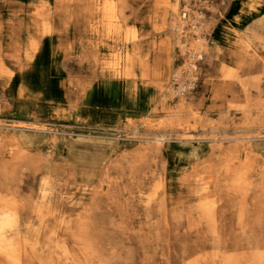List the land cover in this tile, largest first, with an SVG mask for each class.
<instances>
[{"label":"rangeland","instance_id":"374dc122","mask_svg":"<svg viewBox=\"0 0 264 264\" xmlns=\"http://www.w3.org/2000/svg\"><path fill=\"white\" fill-rule=\"evenodd\" d=\"M180 1L179 12L167 18L127 1L118 33L108 19L99 22V30L90 29L87 19L94 4L88 0H0V140L29 131L21 126L37 125L62 150L75 140L78 149L103 158L92 225L95 264H191L190 252L197 258L192 264H219L209 257V247L201 248L206 230L181 223V211L171 213L175 224L166 228L159 206L145 212L134 195L183 143L172 138L177 134L171 129H160L158 121L167 117L163 102L177 108L182 102H204L208 79L220 60L222 30L262 23L264 9L238 24L229 12L240 11V1L248 8L250 0ZM182 9L188 13L183 18ZM102 18L103 13L98 20ZM18 25L25 31L21 60L10 54ZM199 39L204 45L200 52ZM164 41L170 43V53ZM133 44L146 60L148 75L139 63L133 75L123 73L122 56ZM156 66L162 67L159 82L150 76ZM210 120L205 118L195 141L209 150L225 141L221 136L226 133L210 127ZM227 210H221L224 239L247 229L264 243V200L255 205L245 227L237 224L236 212Z\"/></svg>","mask_w":264,"mask_h":264},{"label":"bare ground","instance_id":"6f19581e","mask_svg":"<svg viewBox=\"0 0 264 264\" xmlns=\"http://www.w3.org/2000/svg\"><path fill=\"white\" fill-rule=\"evenodd\" d=\"M88 1L94 4L87 19L91 30L108 19L121 31L122 6L129 0ZM136 1L163 18L182 6L180 0ZM239 3L240 11L229 12L238 24L264 9V0H250L248 8ZM180 14L188 13L182 9ZM222 34L220 60L208 79L204 102H182L179 108L163 102L167 117L158 121L160 129H171L177 134L172 138L183 143L137 186L134 196L145 212L159 206L166 228L175 224L171 213L181 211V223L206 230L200 245L210 248L209 257L217 263L264 264V243L250 230L227 239L220 232L222 209L236 212L237 224L245 227L255 205L264 200V144L255 141L264 142V22L246 29L227 26ZM11 36L10 54L21 60L24 28L18 25ZM163 43L170 53V43ZM196 45L197 51L204 49L201 39ZM137 63L148 75L146 60L133 44L122 56L123 73L133 75ZM150 76L159 82L162 67H154ZM205 118L211 119L210 127L226 132L221 136L225 141L210 150L195 142ZM24 127L29 131L0 140V159H6L0 164V264H95L92 225L103 158L78 149L75 140L67 141L66 154L47 129ZM190 253L186 257L192 264L197 258Z\"/></svg>","mask_w":264,"mask_h":264}]
</instances>
